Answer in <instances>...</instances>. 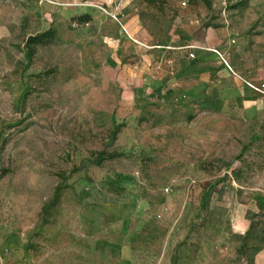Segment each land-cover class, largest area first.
Returning <instances> with one entry per match:
<instances>
[{
  "label": "rangeland",
  "instance_id": "obj_1",
  "mask_svg": "<svg viewBox=\"0 0 264 264\" xmlns=\"http://www.w3.org/2000/svg\"><path fill=\"white\" fill-rule=\"evenodd\" d=\"M209 2L0 0V264H264V0ZM191 18L231 26L223 55L242 77L221 75L220 100L171 49ZM129 34L161 77L134 99L118 66Z\"/></svg>",
  "mask_w": 264,
  "mask_h": 264
},
{
  "label": "crops",
  "instance_id": "obj_2",
  "mask_svg": "<svg viewBox=\"0 0 264 264\" xmlns=\"http://www.w3.org/2000/svg\"><path fill=\"white\" fill-rule=\"evenodd\" d=\"M60 4H76L87 0H54ZM94 2L118 1V0H89ZM185 7V0H183ZM136 16L127 18V25L135 37L144 39L146 34L140 22H136ZM183 35L186 37L185 44L173 46L174 50H185L189 55L185 61L186 77L191 83L200 86L201 92H208L210 88L219 93L221 99V75L240 76L241 64L234 59V48L232 44L231 26L229 23L221 22V19L203 23L197 18H191L183 27ZM134 41V42H132ZM259 41V40H257ZM142 44L132 35L123 36L120 51L119 77L123 82L125 96L128 99L151 95L155 92L160 79L158 63H155L157 51ZM240 48V46H239ZM216 50V51H215ZM233 53L228 59L229 66L224 65L221 54ZM180 64H182L180 60ZM256 83H259L256 81Z\"/></svg>",
  "mask_w": 264,
  "mask_h": 264
},
{
  "label": "trees",
  "instance_id": "obj_3",
  "mask_svg": "<svg viewBox=\"0 0 264 264\" xmlns=\"http://www.w3.org/2000/svg\"><path fill=\"white\" fill-rule=\"evenodd\" d=\"M143 2L148 3L149 5H156L158 3L159 0H142ZM198 0H188V2L194 3L197 2ZM207 6H210V2L209 0H202ZM238 6H244L243 3L237 5V6H233V8H237ZM75 21L79 22V23H87L89 21H91L92 17L90 16V14H83L77 17L73 18ZM57 39V31L54 28H50L42 33L39 34H35V35H30L25 43L26 46V51H27V56L28 58H32L35 53L37 52L38 47L40 46H49L53 43H55ZM120 131V125H118L117 129L114 130V135L117 134V132ZM116 154H107L106 152H101L99 154V158L97 160V164H102L103 161L113 158L115 157ZM59 189L57 188V191L54 194V202L53 205H55V203L59 200ZM250 234V231H248L246 233V237Z\"/></svg>",
  "mask_w": 264,
  "mask_h": 264
},
{
  "label": "built area",
  "instance_id": "obj_4",
  "mask_svg": "<svg viewBox=\"0 0 264 264\" xmlns=\"http://www.w3.org/2000/svg\"><path fill=\"white\" fill-rule=\"evenodd\" d=\"M220 1H222L223 2V4H226V2H227V0H220ZM188 2V0H185V3H187ZM112 16H113V18L115 19V20H118L119 21V18H118V14L115 12V13H112L111 14ZM126 30V29H125ZM127 32V31H126ZM233 42H234V40H233ZM216 51V50H215ZM221 59H222V61H223V63H225L229 68H230V66H229V64H228V62H227V59L224 57V55L223 54H221ZM254 89H256L258 92H261V93H264V91L261 89V88H258V87H255V86H253V85H251Z\"/></svg>",
  "mask_w": 264,
  "mask_h": 264
}]
</instances>
